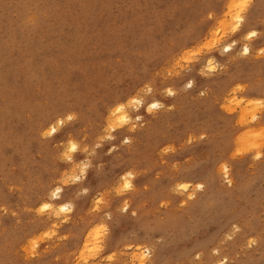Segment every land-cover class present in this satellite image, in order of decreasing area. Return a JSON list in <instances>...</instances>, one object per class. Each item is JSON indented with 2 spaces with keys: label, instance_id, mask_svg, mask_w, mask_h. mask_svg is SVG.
Segmentation results:
<instances>
[{
  "label": "rangeland",
  "instance_id": "374dc122",
  "mask_svg": "<svg viewBox=\"0 0 264 264\" xmlns=\"http://www.w3.org/2000/svg\"><path fill=\"white\" fill-rule=\"evenodd\" d=\"M255 11L264 0H0V264H264ZM198 184L215 193L197 211Z\"/></svg>",
  "mask_w": 264,
  "mask_h": 264
},
{
  "label": "bare ground",
  "instance_id": "6f19581e",
  "mask_svg": "<svg viewBox=\"0 0 264 264\" xmlns=\"http://www.w3.org/2000/svg\"><path fill=\"white\" fill-rule=\"evenodd\" d=\"M249 2H251V0H247V4L249 3ZM263 2V1H262ZM261 6H263V3H261L260 4V7ZM232 11V10H231ZM258 11V10H257ZM257 11H255V12H257ZM230 12V11H229ZM233 12V11H232ZM231 12V13H232ZM254 12V14H253V16H252V18H251V20H252V22H250V21H246L245 20V18L244 17H240L239 15H235V20H236V22H237V24H241V19H244L245 20V30H249V29H251V28H256V29H258L259 27H264V21H260V23L258 22V23H256V21H255V18H257V16H259V14H258V12L257 13H255ZM234 16V15H233ZM236 27H237V25H236ZM239 27V26H238ZM237 29V28H236ZM262 28H260V30H261ZM264 31V30H263ZM250 33H251V35L253 34V32H251L250 31ZM249 33V34H250ZM255 33V32H254ZM213 34V33H212ZM247 34V33H246ZM250 35V36H251ZM253 36H255V35H253ZM211 38V37H210ZM212 39V38H211ZM249 39H250V37H249ZM262 42H264V35H263V38H262ZM231 46H225L222 50H221V52L222 53H227V52H229L230 50H231V48H230ZM242 53L243 54H245V55H247V54H249L250 53V48H249V46H243V48H242ZM208 63V62H207ZM211 64L212 63H209V64H207V66H208V68H209V70H211V72H212V70H213V66L211 67ZM208 68H206V69H208ZM207 71V70H206ZM214 71V70H213ZM190 87H192L193 85L191 84V85H189ZM257 91V90H256ZM258 92V91H257ZM259 93V92H258ZM132 100H134V101H136V102H138L139 103V105H142L143 104V101L142 100H139V99H135V98H132ZM121 100H118L117 102H116V104H115V107L114 108H112V110L110 111V114H112V112H114L115 110H117V112H119L120 114H121V120L122 121H128V119H129V115H128V107H127V105H123V104H121V102H120ZM130 101V100H129ZM129 104V103H128ZM158 106H160V103L158 104V103H156V102H153V103H150L149 105H148V107L150 108V107H158ZM70 117V116H69ZM68 117V118H69ZM140 117L139 116H137L136 117V119H139ZM261 119V118H260ZM264 119V118H263ZM66 120V119H65ZM261 121H263L264 122V120H261ZM62 123H64L63 121H62V117H61V114L59 113L55 118H52V119H49V120H47L46 121V123L44 124V125H42L41 126V128H44V127H46V125L47 126H49V128L48 129H44L43 130V135H47V136H52V135H54L56 132H57V129H58V127H59V125H63ZM42 130V129H41ZM122 140H125L126 141V143H129V138H124V139H122ZM122 140H121V142H122ZM214 143V142H213ZM73 145H75V144H73ZM195 171V170H194ZM123 175H126V173L125 174H123ZM203 175H205L204 173H203ZM127 176H132L130 173L128 174L127 173ZM205 176H207V175H205ZM199 177H202V175L200 174V173H198L197 171L194 173V172H185V173H183L182 175H181V177L180 178H182L183 180H186V179H196V178H199ZM74 179H76V181H77V179L79 180V178H78V176H75V178ZM205 179H206V177H205ZM230 181V180H229ZM211 183V182H210ZM207 184H209L208 182H207ZM132 186V185H131ZM202 186V185H201ZM199 184L198 185H196V188H195V195L196 196H199L196 200H195V202H194V204L191 206V209L193 210H203V209H205V208H207V207H209V206H211V204L213 205V200H214V193H215V191H214V193H213V189L212 190H210L209 188V191H208V193L207 194H204V192H203V194L201 195V194H197L196 192L198 191V193H201V192H199V191H202L203 190V187H201ZM206 187H208V186H205V189H206ZM210 187H211V184H210ZM204 189V190H205ZM48 190V189H47ZM46 190V191H47ZM50 190V189H49ZM45 191V192H46ZM60 192H62L59 188H55L54 190L52 189V191H50L49 192V196H47L45 199H41V201H45V203H44V205L45 206H47V207H49V208H51V209H54L56 206H57V204H59V199H61L60 197H61V195H60ZM60 195V196H59ZM190 196H193V194L192 195H190ZM61 206V205H60ZM126 206V205H125ZM128 206V205H127ZM126 206V207H127ZM63 207V208H62ZM61 208L62 209H65V206L63 205ZM126 209L127 208H124L123 210H125L126 211ZM133 214H134V212H133ZM112 215H114L113 213H112ZM113 217V216H112ZM120 219V218H119ZM121 220V219H120ZM117 221H119V220H117ZM112 224V223H111ZM120 224V223H119ZM134 224H136V223H134ZM116 225V224H115ZM85 233V232H84ZM112 238V237H111ZM113 239V238H112ZM85 240H86V238H85ZM114 240H115V238H114ZM114 240H112V241H114ZM112 244V243H111ZM143 254L144 253H142V254H139V255H137V256H134L133 257V259L134 260H136V262L137 263H139V264H144L145 262H146V258H144V256H143Z\"/></svg>",
  "mask_w": 264,
  "mask_h": 264
},
{
  "label": "snow or ice",
  "instance_id": "6c2138e0",
  "mask_svg": "<svg viewBox=\"0 0 264 264\" xmlns=\"http://www.w3.org/2000/svg\"><path fill=\"white\" fill-rule=\"evenodd\" d=\"M253 35H255V33H253ZM69 119H71V117H69Z\"/></svg>",
  "mask_w": 264,
  "mask_h": 264
}]
</instances>
